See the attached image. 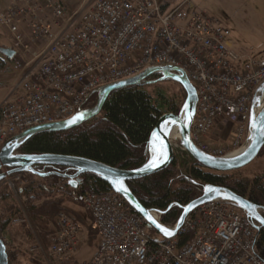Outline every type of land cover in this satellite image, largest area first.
<instances>
[{
	"label": "built area",
	"instance_id": "2783aa9c",
	"mask_svg": "<svg viewBox=\"0 0 264 264\" xmlns=\"http://www.w3.org/2000/svg\"><path fill=\"white\" fill-rule=\"evenodd\" d=\"M196 8L192 0H90L68 12L62 0H0V28L36 63L0 100V143L28 128L69 118L100 86L148 67L171 66L196 91L190 123L194 146L228 158L250 138L253 98L264 82V55L233 50L231 31ZM220 120L234 129L227 142L212 145L209 135L220 129ZM178 139L170 140L182 155ZM77 201L99 236L92 258L82 264H264L254 252L257 223L230 201L198 205L172 237L161 236L112 189L78 194ZM149 213L162 224V212ZM162 225L172 230L175 223ZM80 230L73 215L60 212L46 264H75ZM181 233L191 238L177 247Z\"/></svg>",
	"mask_w": 264,
	"mask_h": 264
},
{
	"label": "trees",
	"instance_id": "16d2710c",
	"mask_svg": "<svg viewBox=\"0 0 264 264\" xmlns=\"http://www.w3.org/2000/svg\"><path fill=\"white\" fill-rule=\"evenodd\" d=\"M2 56L0 54V71L4 70L6 64ZM15 65L19 64L15 62ZM159 76L152 75L151 78L157 79L152 83L129 85L111 91L96 117L66 130L36 133L20 145L18 152L81 157L122 170L143 166L149 160L147 142L158 118L167 112H179L185 97L180 85L183 93L180 100L157 87L156 85L163 82L158 80ZM150 85H155L153 92L148 90ZM94 102L95 95L88 99L87 105L91 106ZM263 148L264 146L260 152ZM35 169L42 172L52 170L68 174L74 172L65 167L39 166ZM43 177L56 180L60 188L63 187L61 182L66 179L56 174ZM263 178L264 175L253 179L236 178L228 172H216L205 168L184 152L182 155H175L167 168L139 179L127 180L125 184L146 209L162 212V224L171 225L178 219L181 207L199 196L207 185L227 188L264 208ZM66 186L71 187V193L76 195V200L78 194L103 193L111 189L106 181L92 173L82 174L73 180L66 179ZM24 190L27 192V188ZM38 198L36 194L29 195L31 205L27 209V214L35 228L41 227L46 230V225L53 221L62 207L58 198L50 196L39 204H32ZM10 220L11 215L0 225V237L3 227L10 223ZM190 238V233L179 234L176 238L177 247L187 243ZM3 242L9 256L7 244L4 240ZM254 252L264 262L263 227L256 231Z\"/></svg>",
	"mask_w": 264,
	"mask_h": 264
},
{
	"label": "water",
	"instance_id": "95a60500",
	"mask_svg": "<svg viewBox=\"0 0 264 264\" xmlns=\"http://www.w3.org/2000/svg\"><path fill=\"white\" fill-rule=\"evenodd\" d=\"M0 54L6 58H12L15 51L10 47L0 46ZM154 73H159V81L172 80L177 82L185 92V99L181 109L177 113L167 112L162 114L153 128L147 142L148 151L151 154L150 160L143 166L132 169L122 170L113 168L103 163L93 160L67 156L58 154H22L18 152L20 145L30 136L42 131H62L75 127L91 118L96 117L110 94L111 91L129 85H143L150 81L147 79ZM264 89V82L253 98V108L256 102L257 93ZM95 95V102L92 106L79 108L71 117L66 120L42 124L26 129L25 131L15 135L9 140L5 141L0 147V180L12 174L24 171H30L40 176H48L49 174H56L65 177L69 180L86 174L92 173L101 177L106 181L110 188L123 196L133 209L144 217L150 226L155 229L163 237H172L176 234L179 227L182 225L185 216L198 205L210 201L212 199H223L234 203L238 208L243 210L252 220H254L258 227L264 228V208L252 203L246 198H243L231 190L207 185L204 187L202 193L196 198L189 201L186 205L181 207V213L176 220L175 226L172 230V235H166L162 229H165L162 224L153 219L149 210L146 209L128 190L125 182L127 180L139 179L149 174L155 173L159 170L167 168L174 159V150L169 140L168 131L176 125L179 133V143L182 148L190 155V157L197 163L201 164L207 169L216 172H229L240 169L248 165L255 159L261 148L264 146V104L257 115L250 116V142L240 154L229 157L220 158L208 155L198 150L190 139V123L192 121L195 104L196 91L191 82L187 79L178 68L171 66H153L148 67L139 74L100 86L92 91L91 95ZM72 121H75L72 123ZM65 167L73 170L71 174L59 173L55 170L48 172H40L36 167ZM73 183V182H72ZM124 189V190H118ZM211 189V190H209ZM149 217L152 219L149 220ZM155 221V223H153ZM167 229V228H166ZM0 264H9L6 246L0 237Z\"/></svg>",
	"mask_w": 264,
	"mask_h": 264
},
{
	"label": "rangeland",
	"instance_id": "374dc122",
	"mask_svg": "<svg viewBox=\"0 0 264 264\" xmlns=\"http://www.w3.org/2000/svg\"><path fill=\"white\" fill-rule=\"evenodd\" d=\"M89 1L62 0L68 12H72L82 3ZM192 2L197 10L208 12L231 31L228 39L233 50L256 58L264 55V0H192ZM27 36V30L23 29L24 43L29 42ZM0 46L15 50L12 58L8 59L2 56L6 60V64L0 74L4 76L10 74L11 80L0 98L1 100L7 95L12 83L18 81L28 69H36V63L26 59L27 53L22 47H14L8 31L4 28H0ZM15 62L19 65L14 66ZM156 86L163 89L169 96L179 100L183 98L179 84L174 81L166 80ZM154 88L155 85H150L148 90L153 92ZM220 122V129L216 128L209 135V142L212 145L227 142L234 129L230 122L228 123L226 120H220ZM1 145L2 143H0V147ZM228 173L236 178L249 179L264 175V148L248 165ZM66 179L61 182L62 188L56 184V180L45 179L30 171L15 173L0 180V225L5 218L11 215L10 223L6 224L1 232V237L7 244L9 264L47 263L46 251L50 244L49 238L56 229V219L60 212L73 215L80 224L79 249L75 254L76 259L80 262L92 256L98 240L97 231L90 225L89 215L76 200V195L71 193V187L66 186ZM262 182H264V178ZM25 188H27V192L24 190ZM31 194H36L39 197L32 204L41 203L47 196L60 200L62 209L57 212L54 218L55 223L53 219L46 225V230L41 227L35 228L27 214V209L31 205L29 204V195ZM12 211L14 213H11ZM47 229L50 231L48 232Z\"/></svg>",
	"mask_w": 264,
	"mask_h": 264
},
{
	"label": "bare ground",
	"instance_id": "6f19581e",
	"mask_svg": "<svg viewBox=\"0 0 264 264\" xmlns=\"http://www.w3.org/2000/svg\"><path fill=\"white\" fill-rule=\"evenodd\" d=\"M263 104H264V89L262 91H259L257 93L256 102H255V105H254V115H257V113L262 108ZM168 135L172 139L175 138V137H177L179 135L178 128H177L176 125H173L169 129ZM249 142H250V138L248 139L247 143L242 148H240L239 150H236V151L228 154L226 157H233V156L241 153L247 147V145L249 144Z\"/></svg>",
	"mask_w": 264,
	"mask_h": 264
},
{
	"label": "crops",
	"instance_id": "0c3cea01",
	"mask_svg": "<svg viewBox=\"0 0 264 264\" xmlns=\"http://www.w3.org/2000/svg\"><path fill=\"white\" fill-rule=\"evenodd\" d=\"M231 44V43H230ZM238 51V50H237ZM238 53H240L239 51H238ZM10 74L9 75H1L0 74V98L2 97V95L4 94V92H5V89H7V86H8V84H9V82H10ZM87 212V211H86ZM87 214H88V212H87ZM89 215V214H88ZM89 218H90V225H91V217H90V215H89ZM86 225H87V223H86ZM97 237H98V240H97V244H96V247H94V252H95V250H96V248H97V245H98V241H99V236H98V234H97ZM22 247V246H21ZM94 252L92 253V256H93V254H94ZM92 256L89 258V259H87V260H85V261H78L77 259H76V256L75 257H73V260H74V262H75V264H82V263H85V262H88L91 258H92Z\"/></svg>",
	"mask_w": 264,
	"mask_h": 264
},
{
	"label": "snow or ice",
	"instance_id": "6c2138e0",
	"mask_svg": "<svg viewBox=\"0 0 264 264\" xmlns=\"http://www.w3.org/2000/svg\"><path fill=\"white\" fill-rule=\"evenodd\" d=\"M75 121H72V123H74ZM118 190H124V189H118ZM209 190H211V189H209ZM152 218L151 217H149V220H151ZM153 223H155V221H153ZM164 232H165V234L166 235H172L173 233H172V231H170L169 229H162Z\"/></svg>",
	"mask_w": 264,
	"mask_h": 264
},
{
	"label": "flooded vegetation",
	"instance_id": "af4514ba",
	"mask_svg": "<svg viewBox=\"0 0 264 264\" xmlns=\"http://www.w3.org/2000/svg\"><path fill=\"white\" fill-rule=\"evenodd\" d=\"M85 106H87V105H85Z\"/></svg>",
	"mask_w": 264,
	"mask_h": 264
}]
</instances>
